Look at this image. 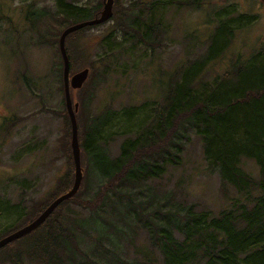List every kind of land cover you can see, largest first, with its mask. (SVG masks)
<instances>
[{
	"label": "trees",
	"instance_id": "obj_1",
	"mask_svg": "<svg viewBox=\"0 0 264 264\" xmlns=\"http://www.w3.org/2000/svg\"><path fill=\"white\" fill-rule=\"evenodd\" d=\"M78 1L58 0L53 12H35L33 18L35 23L39 21L45 25V32H38L37 43L53 42L61 58L58 71L64 109L59 112L42 107V111L64 117L61 148L67 158V167L45 198L29 204L16 222L0 229V239L39 217L74 183L71 121L65 103L64 62L59 39L67 28L99 18L104 6L103 0H91L82 5ZM192 3L188 0H136L120 10V4L115 0L110 21L116 26L101 45L111 47L109 40L115 30L120 29L123 40L126 36L136 38L146 45V50L154 52L155 48L166 46L165 40L169 38L170 26L163 20L159 7L166 4L184 7ZM3 15L0 21L8 20ZM223 16L217 20L214 34L209 37L206 54L183 67L180 78L170 86L171 91L164 100L146 101V106L140 108L130 107L117 113L108 110L87 117L82 103L90 106L95 100V92L91 100H87L86 95L79 97L82 102L77 112L84 170L82 186L74 198L63 202L37 230L2 248L0 264H96L92 259L99 261L97 256H106L97 253L91 258L82 250V241L88 238L95 242L97 246L93 253L101 251L99 247L104 245L91 235L87 222L68 211L67 206L76 204L102 220L100 212L107 213L115 208V193L116 197L127 199L126 212L131 221L137 220L146 231L149 242L161 255L160 264H264V49L247 56L242 52L232 53L223 72L211 80L206 79L212 64L221 61L230 51L236 32L253 20V17L237 13L233 7L226 8ZM49 26H55L53 34L49 33ZM100 26L86 27L68 35L66 49L71 74L85 67L90 71L89 80L94 79V72L100 69L96 65L104 60L91 61L89 49L76 48L73 40L82 39L84 33ZM26 85L34 93L31 85ZM84 87L80 90L81 95ZM137 116L141 118L133 123V128L131 118ZM116 119L124 122L126 129L138 128L123 142L120 155L111 158L104 149L106 141L101 134ZM142 122L146 123V128ZM10 124L14 126L16 122ZM187 126L201 138L203 158L218 173L224 195L228 196L229 188L234 187L241 196L239 200L230 198L235 203L217 215L199 210L196 203L166 212L163 209L152 212L136 203L133 196L122 192L125 180L141 184L161 178L170 163L180 165L184 144H177L176 139ZM244 159L258 165V177L244 170ZM87 169L89 172L92 169L99 178L93 194L86 190ZM89 188L93 189V186ZM109 202H113L112 205Z\"/></svg>",
	"mask_w": 264,
	"mask_h": 264
},
{
	"label": "rangeland",
	"instance_id": "obj_2",
	"mask_svg": "<svg viewBox=\"0 0 264 264\" xmlns=\"http://www.w3.org/2000/svg\"><path fill=\"white\" fill-rule=\"evenodd\" d=\"M90 1L79 0L78 4ZM135 1L118 0L120 10ZM188 1L193 3L184 7L166 6L169 4L159 7L163 20L170 26L169 38L165 40L166 46L155 48L154 52L146 50V45L136 38L126 36L123 40L120 29H116L109 40L112 46L103 47V39L116 26L113 21L87 31L82 39L73 40L76 48L89 49L91 61L104 60L96 65L100 69L94 72V79H88L83 86V95L80 91L83 87L73 91V102L78 106L82 103L80 96L86 95L87 100H91L95 92V100L90 106L82 103L84 115L91 117L108 110L123 112L130 107L146 106V101L168 97L170 86L180 78L183 67L206 54L209 37L228 7L253 17V20L236 32L230 51L221 61L212 64L206 79L211 80L223 72L232 53L242 52L247 56L264 49V0ZM57 2L0 0V16L4 14L8 18L0 21V124L3 119V124H8V128L0 133V229L16 222L29 204L45 198L67 167V158L61 148L64 117L42 111V107L59 112L64 109L58 71L61 58L53 42L37 43L38 32H45V25L33 21L35 12H53ZM49 27V33L53 34L55 26ZM26 84L31 85L34 93ZM6 117L12 120L8 122ZM140 118H131L133 128V123ZM12 121L16 122L14 126L10 124ZM142 124L146 128V123ZM87 125L88 122L85 127ZM133 128L126 129L124 122L118 119L107 127L101 136L105 138L104 149L108 156L120 155L121 145L138 127ZM181 134L176 139L177 144H184L180 165L170 163L161 178L141 184L125 180L122 192L133 196L136 203L152 212L161 209L166 212L192 203H196L199 210L212 211L216 215L229 209L235 203L230 198L239 200L241 196L234 187L229 188L228 196L224 195L218 173L203 158L202 141L195 130L187 126L182 128ZM243 166L249 174L259 176V167L253 160L244 159ZM87 171L86 190L93 194L99 178L92 169ZM114 196L115 208L107 213L100 212L102 220L76 204L67 206L68 211L87 222L91 235L104 245L103 248L98 246L101 251L93 253L97 245L84 238L82 250L91 258L97 253L106 256H97L99 261L92 259L98 264H160L161 255L149 242L146 231L137 220L131 221L126 212L127 199L116 197V193ZM113 202L109 203L112 205Z\"/></svg>",
	"mask_w": 264,
	"mask_h": 264
},
{
	"label": "water",
	"instance_id": "obj_3",
	"mask_svg": "<svg viewBox=\"0 0 264 264\" xmlns=\"http://www.w3.org/2000/svg\"><path fill=\"white\" fill-rule=\"evenodd\" d=\"M115 0H103L104 7L99 18L91 21H86L79 23L67 28L59 39L60 53L64 62L63 69V79H64V91H65V103L67 111L71 121V149L73 154V159L75 163V176L72 188L56 198L35 220L27 224L26 226L20 228L19 230L3 237L0 239V250L11 243L22 239L23 237L31 234L37 230L42 224H44L47 219L53 214V212L65 201L74 198L83 182L84 170L81 162V147L79 141V126L77 120V112L79 106L74 104L71 90L81 89L85 83L88 81L90 76V71L88 69L78 72L71 76L70 71V58L66 49V39L68 35L82 30L86 27L100 26L104 23L110 21L113 17V6Z\"/></svg>",
	"mask_w": 264,
	"mask_h": 264
},
{
	"label": "flooded vegetation",
	"instance_id": "obj_4",
	"mask_svg": "<svg viewBox=\"0 0 264 264\" xmlns=\"http://www.w3.org/2000/svg\"><path fill=\"white\" fill-rule=\"evenodd\" d=\"M8 122H10L12 120V118L10 117H6L5 118ZM4 119L2 120L1 124H0V133H2L4 130H6L8 128V124H3ZM16 128V127H15Z\"/></svg>",
	"mask_w": 264,
	"mask_h": 264
}]
</instances>
